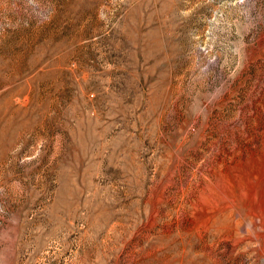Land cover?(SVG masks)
<instances>
[{
  "label": "rangeland",
  "instance_id": "374dc122",
  "mask_svg": "<svg viewBox=\"0 0 264 264\" xmlns=\"http://www.w3.org/2000/svg\"><path fill=\"white\" fill-rule=\"evenodd\" d=\"M0 264H264V0H0Z\"/></svg>",
  "mask_w": 264,
  "mask_h": 264
}]
</instances>
